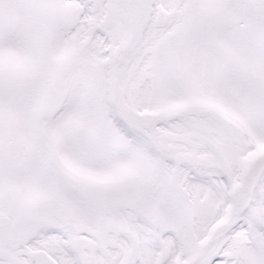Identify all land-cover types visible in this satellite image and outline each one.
Instances as JSON below:
<instances>
[{
    "label": "snow or ice",
    "instance_id": "snow-or-ice-1",
    "mask_svg": "<svg viewBox=\"0 0 264 264\" xmlns=\"http://www.w3.org/2000/svg\"><path fill=\"white\" fill-rule=\"evenodd\" d=\"M0 264H264V0H0Z\"/></svg>",
    "mask_w": 264,
    "mask_h": 264
}]
</instances>
